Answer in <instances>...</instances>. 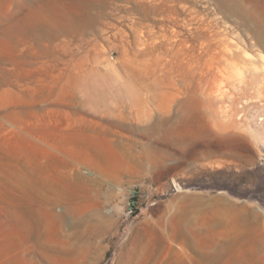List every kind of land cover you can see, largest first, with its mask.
Wrapping results in <instances>:
<instances>
[{"label":"rangeland","instance_id":"rangeland-1","mask_svg":"<svg viewBox=\"0 0 264 264\" xmlns=\"http://www.w3.org/2000/svg\"><path fill=\"white\" fill-rule=\"evenodd\" d=\"M0 264H264V0H0Z\"/></svg>","mask_w":264,"mask_h":264},{"label":"bare ground","instance_id":"bare-ground-1","mask_svg":"<svg viewBox=\"0 0 264 264\" xmlns=\"http://www.w3.org/2000/svg\"><path fill=\"white\" fill-rule=\"evenodd\" d=\"M184 234V233H183Z\"/></svg>","mask_w":264,"mask_h":264}]
</instances>
